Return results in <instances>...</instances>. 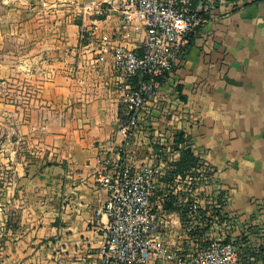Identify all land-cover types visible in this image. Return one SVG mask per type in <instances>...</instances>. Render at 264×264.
Returning <instances> with one entry per match:
<instances>
[{
    "label": "crops",
    "instance_id": "1",
    "mask_svg": "<svg viewBox=\"0 0 264 264\" xmlns=\"http://www.w3.org/2000/svg\"><path fill=\"white\" fill-rule=\"evenodd\" d=\"M47 1L54 24L27 50V119L0 175V264H100L108 217L97 211L109 193L97 177L123 142L125 78L114 51H140L145 34H120L119 6L103 19L84 13L102 0ZM208 8L159 93L182 116L183 148L218 172L237 238L244 223L264 224V0H214ZM84 26L97 27V41L81 47ZM151 122L138 136L145 151L154 128L166 127ZM172 218L169 244L190 248L183 219Z\"/></svg>",
    "mask_w": 264,
    "mask_h": 264
},
{
    "label": "built area",
    "instance_id": "2",
    "mask_svg": "<svg viewBox=\"0 0 264 264\" xmlns=\"http://www.w3.org/2000/svg\"><path fill=\"white\" fill-rule=\"evenodd\" d=\"M214 0H102L84 10L95 18L108 17L119 6L120 34L144 32L140 51L119 46L114 51L116 68L124 75L118 134L122 145L117 158L106 160L97 183L109 193L98 216L108 217L103 229L100 264H264L245 249L264 250V224L244 223L243 233L232 238L236 221L226 212L227 199L218 172L199 158L186 174H174L184 144L177 145L182 116L163 105L160 83L177 66L198 28L207 23L205 13ZM97 41V27L84 26L79 35L81 47ZM154 113L156 116H153ZM153 117L155 125L150 149L138 142L142 127ZM184 134V133H182ZM185 139V136H184ZM153 146H160L156 151ZM155 149V150H154ZM173 198L178 209L170 212ZM183 219L182 238L190 248L169 244L175 217ZM183 215L186 216L184 220ZM209 227L204 235L202 230ZM197 232L196 236L192 233ZM248 242H244L243 238Z\"/></svg>",
    "mask_w": 264,
    "mask_h": 264
},
{
    "label": "rangeland",
    "instance_id": "3",
    "mask_svg": "<svg viewBox=\"0 0 264 264\" xmlns=\"http://www.w3.org/2000/svg\"><path fill=\"white\" fill-rule=\"evenodd\" d=\"M47 3V0H0V175L5 172L9 150L20 147L12 144L18 140V129L27 119L23 108L27 98V50L41 41L54 24L53 15L46 13ZM7 105L20 110L7 109ZM0 204L4 205L1 198Z\"/></svg>",
    "mask_w": 264,
    "mask_h": 264
},
{
    "label": "trees",
    "instance_id": "4",
    "mask_svg": "<svg viewBox=\"0 0 264 264\" xmlns=\"http://www.w3.org/2000/svg\"><path fill=\"white\" fill-rule=\"evenodd\" d=\"M192 40H193V37H191L190 44L188 45V47L191 45ZM188 47L186 49H188ZM184 141H185L184 134L180 133L179 136L176 138V144L180 145ZM198 162H199V159L198 157H196V155L194 154L191 148L184 149L181 151L180 159L174 164L175 170L173 171V173L184 175L188 171H190L192 168H194L198 164ZM174 204H175L174 199L171 198L167 204L168 211L173 212V211L178 210ZM183 218L184 220H186L185 215H183ZM204 230L206 232L209 231V227H205ZM197 234H198L197 232L192 233V235L194 236H196ZM243 241L247 243L248 239L244 237ZM253 254L264 262V250H260L259 253H255V252H252V249L250 246L245 249L244 255L246 257H249L250 255H253Z\"/></svg>",
    "mask_w": 264,
    "mask_h": 264
}]
</instances>
